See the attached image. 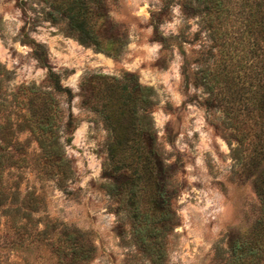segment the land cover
<instances>
[{
    "label": "trees",
    "instance_id": "16d2710c",
    "mask_svg": "<svg viewBox=\"0 0 264 264\" xmlns=\"http://www.w3.org/2000/svg\"><path fill=\"white\" fill-rule=\"evenodd\" d=\"M40 1L47 7V19L63 21L65 33L80 44L117 56L124 35L109 19L104 0ZM186 7L206 16L209 34L220 47L219 71L210 72L207 49L192 83L207 92L205 107L220 111L216 128L235 142L232 151L240 163L236 173L250 180L257 199L255 217L244 230L227 231L225 246L216 244L212 259L214 264H264V0H192ZM150 21L155 32L160 18L152 13ZM177 38L157 39L166 48ZM22 41L46 72L44 85H20L11 95L19 108L13 118L9 113L0 116V264H37L42 259L47 264H81L94 251L86 234L46 216L36 217L43 206L41 195L20 189L25 169L65 189L73 169L61 138L69 142L76 125L58 98L69 103L71 91L51 70L44 46L26 36ZM216 76L222 81L219 91L214 90ZM80 90L82 105L107 132L101 187L116 203L115 210L123 212L139 254L150 264H164L167 236L177 224L172 201L179 185L176 163L163 156L157 143L150 115L154 91L126 72L118 77L86 75ZM21 133L26 136L20 138ZM33 250H45L46 257L40 260L38 253L29 259Z\"/></svg>",
    "mask_w": 264,
    "mask_h": 264
},
{
    "label": "rangeland",
    "instance_id": "374dc122",
    "mask_svg": "<svg viewBox=\"0 0 264 264\" xmlns=\"http://www.w3.org/2000/svg\"><path fill=\"white\" fill-rule=\"evenodd\" d=\"M104 1L109 19L124 35L116 57L66 34L63 21L47 19V7L40 0H0V116L9 113L13 118L19 110L11 100L18 86L44 85L46 69L22 41L26 36L44 46L51 70L70 89L69 103L58 98L64 114L69 112L76 122L70 141L61 138L73 169L65 189L52 180H38L28 169L21 172L20 189L41 195L43 206L36 217L46 216L86 234L94 251L81 264H150L131 242L123 212L115 210L116 203L101 187L107 132L81 103L82 77L132 73L154 91L150 115L157 143L163 156L176 163L174 178L179 188L172 206L177 224L167 236L164 264H214L213 247H224L225 233L244 230L257 212L250 180L236 173L240 163L232 151L235 142L216 128L220 111L205 107L207 92L191 80L207 49L210 72L219 71L218 40L210 36L203 13L188 11L192 0ZM152 13L160 18L155 32ZM174 35L176 43L166 48L157 39ZM216 78L214 90L219 91L222 81ZM38 253L40 260L46 257L45 250H33L29 259ZM9 258L14 259L12 251ZM37 264L47 262L42 259Z\"/></svg>",
    "mask_w": 264,
    "mask_h": 264
}]
</instances>
